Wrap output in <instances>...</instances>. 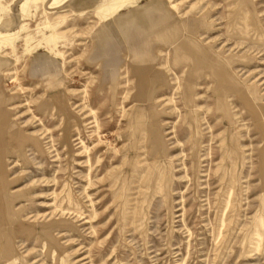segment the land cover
<instances>
[{"label": "rangeland", "instance_id": "374dc122", "mask_svg": "<svg viewBox=\"0 0 264 264\" xmlns=\"http://www.w3.org/2000/svg\"><path fill=\"white\" fill-rule=\"evenodd\" d=\"M23 1L0 0V264H264V0Z\"/></svg>", "mask_w": 264, "mask_h": 264}, {"label": "bare ground", "instance_id": "6f19581e", "mask_svg": "<svg viewBox=\"0 0 264 264\" xmlns=\"http://www.w3.org/2000/svg\"><path fill=\"white\" fill-rule=\"evenodd\" d=\"M33 1H39V0H25V1L20 3V9L18 12L20 20L25 21V18H27V16H28L27 12H28L29 5ZM74 2H77L80 4H84L86 2L85 3L86 5L91 4V2H93L92 6L94 7L95 12L97 14H100L101 15L100 19L102 21H104L105 19L112 18V17H115L116 15H119V13L123 9H125L129 4H131L132 0H110L107 3H103L100 5H97L95 0H75ZM135 8L136 7H134V6L132 7L133 11H130V15L135 14V12L137 11V9H135ZM161 10H162V7H158V11H161ZM127 17L128 16H124L122 18L117 17V19H116V24H118V26L121 30L122 29L124 30L125 27L128 25L126 22H123L126 19L129 20L128 19L129 17L128 18ZM17 34H18L17 32L16 33L0 34V47H3L4 49H8V50L11 49L12 50ZM29 43H30V40L26 39L25 40V46H29ZM28 51H30L29 47L26 48L25 52H28ZM53 64H54V62H50L51 66H53Z\"/></svg>", "mask_w": 264, "mask_h": 264}, {"label": "crops", "instance_id": "0c3cea01", "mask_svg": "<svg viewBox=\"0 0 264 264\" xmlns=\"http://www.w3.org/2000/svg\"><path fill=\"white\" fill-rule=\"evenodd\" d=\"M74 1H75V0H72V2H71L72 5H74V4H73ZM85 3H86V2H85ZM85 3H84V5H85ZM74 6H76V5H74ZM77 6H78V5H77ZM78 7H80V6H78ZM84 8H85V7H84ZM130 11H131V10H130ZM130 11H129V12H130ZM129 12H128V13H129ZM128 13H127V14H128ZM127 14H126V15H127ZM120 16H123V15H122V12L120 13ZM124 16H125V15H124ZM115 27H116L115 25H112V28H113V31H111V34H112V35L115 33L116 29H119V30H120V28H117V27L115 28ZM110 66H111V63H109V62H108V63L106 62V63L104 64V67H105V69H106V70L104 71V74L107 75V74L109 73V70H108L107 68H109Z\"/></svg>", "mask_w": 264, "mask_h": 264}]
</instances>
